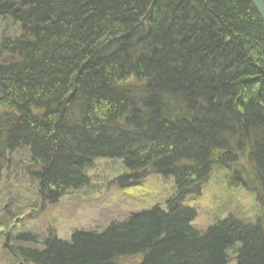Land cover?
<instances>
[{"label":"trees","instance_id":"obj_1","mask_svg":"<svg viewBox=\"0 0 264 264\" xmlns=\"http://www.w3.org/2000/svg\"><path fill=\"white\" fill-rule=\"evenodd\" d=\"M100 159L122 164V188L150 171L174 193L69 240L1 218L13 261L264 264V21L250 0H0V180L34 183L37 213L87 188ZM214 165L255 196L256 219L193 226Z\"/></svg>","mask_w":264,"mask_h":264},{"label":"rangeland","instance_id":"obj_2","mask_svg":"<svg viewBox=\"0 0 264 264\" xmlns=\"http://www.w3.org/2000/svg\"><path fill=\"white\" fill-rule=\"evenodd\" d=\"M239 165L243 174L249 168L247 160H242ZM124 171L118 161L96 160L88 169L90 185L87 188L69 192L56 205H46L37 213L31 206L34 183L22 174L17 176V171H11V175L0 180V219L9 217L13 221L22 218L18 224H23L22 228L28 226V232L40 237L55 234L69 240L76 230L102 231L111 222L122 221L132 212L158 205L164 207L174 193L172 178L166 179L150 171L144 173L140 180L122 188L117 179ZM246 173L249 174V171ZM22 204L28 205L19 208L18 214L16 209ZM188 205L197 211L193 226L200 230L229 214L252 221L261 210L255 196L234 177L233 170L220 165L213 166L201 195L191 197ZM18 228L16 230L20 233ZM7 243L10 245L11 241ZM12 259L9 247L0 242V264H25Z\"/></svg>","mask_w":264,"mask_h":264},{"label":"water","instance_id":"obj_3","mask_svg":"<svg viewBox=\"0 0 264 264\" xmlns=\"http://www.w3.org/2000/svg\"><path fill=\"white\" fill-rule=\"evenodd\" d=\"M264 21V0H250Z\"/></svg>","mask_w":264,"mask_h":264},{"label":"bare ground","instance_id":"obj_4","mask_svg":"<svg viewBox=\"0 0 264 264\" xmlns=\"http://www.w3.org/2000/svg\"><path fill=\"white\" fill-rule=\"evenodd\" d=\"M258 12V11H257ZM260 15V14H259ZM233 169H234V171L235 172H241L242 171V169H241V167H240V165L239 164H234L233 165ZM90 178V177H89ZM119 179V178H118ZM171 179V178H170ZM205 188V185L203 186V189ZM19 202V201H18ZM26 205V204H25ZM31 219H34L33 217L31 218ZM27 228H28V226H27ZM91 231H98V230H91ZM4 234V232H1V229H0V238H1V236ZM15 261H22V260H20V259H18V260H15ZM14 262V261H13ZM22 262H24V261H22ZM25 263V262H24ZM25 264H27V263H25Z\"/></svg>","mask_w":264,"mask_h":264}]
</instances>
